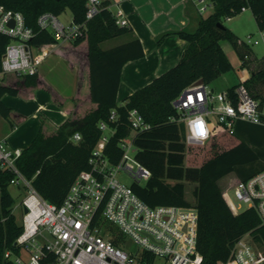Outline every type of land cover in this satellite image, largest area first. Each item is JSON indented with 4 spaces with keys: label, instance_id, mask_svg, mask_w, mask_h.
<instances>
[{
    "label": "trees",
    "instance_id": "obj_1",
    "mask_svg": "<svg viewBox=\"0 0 264 264\" xmlns=\"http://www.w3.org/2000/svg\"><path fill=\"white\" fill-rule=\"evenodd\" d=\"M211 1L213 12L199 20L194 32L181 30L159 37L158 44L170 34L187 43L176 66L126 97L121 104L118 92L123 68L143 58L145 52L132 27L117 24L109 9L111 1L102 0V11L87 21L84 34L73 42H62L73 47L86 46L90 102L94 108L82 116L69 117L57 128H41L15 163L44 199L61 206L77 176L91 169L92 152L103 134L99 124L105 122L116 130L106 145L105 155L112 164H118L123 154L120 143L131 132L129 113L137 110L151 129L134 139L136 159L150 170L151 177L143 184L134 183L132 189L151 207H190L185 184H196L193 194L198 210L197 250L203 257V264L226 263L234 244L247 234L256 244L264 246V224L258 214L253 209L233 213L220 186V181L230 174L246 182L264 172V127L237 123V145L214 152L200 167H188L185 166L184 125L172 121L178 116L172 103L183 90L196 82L210 85L233 70L222 47L224 41L237 52L243 68L254 65L244 85L254 98L264 97V58L254 60L250 49L226 25L227 19L240 15L246 8L251 11L258 28L263 30L264 0ZM86 3L87 0H0L5 10L24 16L27 27L36 32L29 45L37 47L59 44L49 31L39 30L38 18L42 14L52 13L59 17L70 10L72 21L82 24L86 21ZM113 39L124 41L106 50L102 48L104 42ZM11 41L10 36L0 32V116L14 126L13 111L3 102V97H16L23 88L37 87L39 72L33 76L2 74V57ZM238 85L229 90L233 92ZM112 111L117 114L114 122L110 121ZM77 133L81 140L74 142L72 137ZM14 177L11 170L0 169V264H15L4 257L7 250L20 254L15 242L23 232V223L17 222L15 199L9 190ZM107 229L110 240L120 246L124 237L118 229ZM147 258L154 259L150 255ZM49 260L54 262L55 257L51 255Z\"/></svg>",
    "mask_w": 264,
    "mask_h": 264
},
{
    "label": "built area",
    "instance_id": "obj_2",
    "mask_svg": "<svg viewBox=\"0 0 264 264\" xmlns=\"http://www.w3.org/2000/svg\"><path fill=\"white\" fill-rule=\"evenodd\" d=\"M101 2L87 0L86 21L82 24L73 21L65 24L58 16L44 13L38 18L39 30L49 31L57 43L73 42L84 34L87 21L100 14ZM195 2L201 16L207 17L206 13L213 12L211 0ZM246 10L243 8L242 12ZM113 15L118 25H126L119 13ZM10 20L15 21L14 27L8 26ZM0 32L12 38L2 57V74H37L45 54L37 46L29 45L36 32L27 27L24 16L0 6ZM259 34L264 45V29ZM248 43H252L250 36ZM172 104L178 115L172 121L184 125L187 147H204L220 136L236 138L239 122L264 127V97L254 98L244 81L233 92L227 89L218 93L209 85L196 82L183 90ZM197 117L203 119L206 135L190 123ZM116 119V111H112L110 121ZM129 123L131 132L120 143L123 154L118 164H112L105 155L106 145L116 130L105 122L99 124L103 134L92 152L91 169L77 176L61 206L44 199L17 169L15 163L22 151L11 150L5 142H0V169L11 170L15 174L11 185L26 191L21 202L23 232L15 242L20 254L7 250L6 259L15 264H153L160 258L170 264H203L197 250L195 205L151 207L136 195L132 185L127 186L116 178L120 170L126 171L138 184L151 177L150 170L137 161L134 146L136 136L151 129V125L137 110L130 111ZM80 140L78 133L72 137L74 142ZM233 189L236 199L255 210L264 224V172L246 182L238 180ZM227 194L223 193L226 201ZM227 203L233 213H239ZM107 224L115 226L124 237L120 246L110 240ZM127 240L136 250L128 248ZM51 255L55 257L54 262L49 260ZM147 255L154 259L149 260ZM231 262L264 264V255L255 250L247 234L234 244L229 260L219 264Z\"/></svg>",
    "mask_w": 264,
    "mask_h": 264
},
{
    "label": "crops",
    "instance_id": "obj_3",
    "mask_svg": "<svg viewBox=\"0 0 264 264\" xmlns=\"http://www.w3.org/2000/svg\"><path fill=\"white\" fill-rule=\"evenodd\" d=\"M110 1L111 12L119 13L122 22L132 27L145 52L143 58L129 62L123 68L118 92V102L122 104L126 97L180 61L187 43L177 35L170 34L162 44H158L159 37L168 32L193 31L199 20L208 16L199 14L195 0ZM236 17L226 22H232ZM230 30H235L232 25ZM223 49L233 66V70L223 76L233 73L235 77V83L227 86L229 89L249 79L254 65L243 68L231 45L228 50ZM37 50L45 54L39 66L38 86L23 88L16 96L19 100L6 95L3 97V102L13 111L14 126L0 116V142H5L7 146L9 144L14 150L26 149L41 128H57L69 117L82 116L85 111L94 108L90 102L86 46L73 47L59 43L41 46ZM30 122L33 125L30 126Z\"/></svg>",
    "mask_w": 264,
    "mask_h": 264
},
{
    "label": "rangeland",
    "instance_id": "obj_4",
    "mask_svg": "<svg viewBox=\"0 0 264 264\" xmlns=\"http://www.w3.org/2000/svg\"><path fill=\"white\" fill-rule=\"evenodd\" d=\"M209 13H206L205 15L208 16ZM59 20L62 23H70L73 20L72 14L70 10H67L65 13L59 16ZM227 27L233 26L235 29L233 32L236 34V36L239 38V41L241 43H244L251 52V57L254 60L260 61L262 58H264V45L261 42L260 34L259 31L260 29L257 26V23L255 19L252 16L251 11L247 12H242L234 21L232 22H226ZM196 30V29H195ZM190 31V32H194ZM252 38V43H248V37ZM256 40H259L260 42L258 44H255L254 42ZM124 40L123 39H113L106 41L102 44L103 49H109L112 48L113 46H116L117 44L122 43ZM222 47H224L226 50L230 48V44L226 41L222 42ZM84 51V49H83ZM229 78V80H227ZM235 77L234 74H228V76H222L212 82L209 86L212 90H214L215 93L225 91L227 89V86L230 84L235 83ZM1 82V81H0ZM7 97L11 99H17L18 98L11 96V95H6ZM29 125H33L32 122L29 123ZM38 134L36 133L34 135V138L32 141L36 138ZM31 141V142H32ZM239 143V140L236 138L228 137V136H220L218 138H215L211 143L208 145L202 147V146H192V147H187L186 145V159H185V166L188 167H200L206 160H208L214 152H220L227 150ZM8 144V143H7ZM9 146V144H8ZM10 149L14 150L9 146ZM24 150V149H23ZM133 156V154H131ZM116 178L123 184L127 186H131L135 183V179L132 178L126 171L120 170L116 173ZM238 181V179L235 177L234 174H230L229 176H226L220 181V186L222 187L223 193L227 194V201L231 203V206H234L237 210V212L241 213L245 210L248 209V206L245 204H242L239 202L235 195H234V189L233 186L234 184ZM186 200L192 204L195 205L196 199L194 197V189L196 187V184L192 183H186ZM10 193L15 199V206H14V214L16 216L17 222L19 224L23 223V208L21 206V202L26 196V191L24 188L19 189L15 185L10 186ZM108 228L112 227L116 229L115 226L106 225ZM108 232V229H106ZM252 245L254 246L255 250L261 254L264 255V246H260L256 244L252 239ZM127 246L131 250H136L135 245L130 241L127 240ZM153 264H170V263H165L164 260L157 258Z\"/></svg>",
    "mask_w": 264,
    "mask_h": 264
},
{
    "label": "clouds",
    "instance_id": "obj_5",
    "mask_svg": "<svg viewBox=\"0 0 264 264\" xmlns=\"http://www.w3.org/2000/svg\"><path fill=\"white\" fill-rule=\"evenodd\" d=\"M229 111H231V110H229ZM190 123L194 126V129L198 128L202 135H206L204 121L201 117H197L194 121H190ZM200 126L203 127V131H201Z\"/></svg>",
    "mask_w": 264,
    "mask_h": 264
},
{
    "label": "water",
    "instance_id": "obj_6",
    "mask_svg": "<svg viewBox=\"0 0 264 264\" xmlns=\"http://www.w3.org/2000/svg\"><path fill=\"white\" fill-rule=\"evenodd\" d=\"M14 25H15V21L14 20H10L9 23H8V26L9 27H14ZM25 212H26V209H25ZM15 245H16V243H15Z\"/></svg>",
    "mask_w": 264,
    "mask_h": 264
},
{
    "label": "snow or ice",
    "instance_id": "obj_7",
    "mask_svg": "<svg viewBox=\"0 0 264 264\" xmlns=\"http://www.w3.org/2000/svg\"><path fill=\"white\" fill-rule=\"evenodd\" d=\"M201 127V131H203V127L202 126H200Z\"/></svg>",
    "mask_w": 264,
    "mask_h": 264
}]
</instances>
